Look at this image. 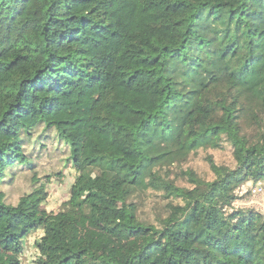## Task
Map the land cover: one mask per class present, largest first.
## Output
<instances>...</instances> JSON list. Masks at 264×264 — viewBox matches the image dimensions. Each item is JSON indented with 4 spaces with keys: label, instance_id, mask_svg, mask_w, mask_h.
Returning a JSON list of instances; mask_svg holds the SVG:
<instances>
[{
    "label": "trees",
    "instance_id": "1",
    "mask_svg": "<svg viewBox=\"0 0 264 264\" xmlns=\"http://www.w3.org/2000/svg\"><path fill=\"white\" fill-rule=\"evenodd\" d=\"M224 145L233 162L210 159L211 180L161 173ZM52 151L77 172L56 212L39 169ZM263 178L264 0H0V227L17 255L41 229L36 264H264V215L231 208ZM149 189L168 200L155 223L137 215ZM112 204L106 230L156 235L127 261L65 226Z\"/></svg>",
    "mask_w": 264,
    "mask_h": 264
},
{
    "label": "rangeland",
    "instance_id": "2",
    "mask_svg": "<svg viewBox=\"0 0 264 264\" xmlns=\"http://www.w3.org/2000/svg\"><path fill=\"white\" fill-rule=\"evenodd\" d=\"M51 145V143H49ZM49 145V146H50ZM65 157L61 153H54L43 156L39 159L41 173H48L51 180L46 185L47 200L43 204L48 211L56 212L60 204L68 197L70 187L77 176V172L70 167H62L59 158ZM212 159L219 165H231L233 162L232 151L229 145L222 148H199L191 153L182 163H175L168 168L161 170L162 174L168 175L180 186H189L185 171L192 170L197 176L211 180L213 172L210 169L209 160ZM42 165V166H41ZM27 179L15 180L13 186L7 189V200L15 202L18 196L29 188ZM260 185L261 190L257 187ZM237 198L231 208H254L264 215V178L257 182L244 181L236 189ZM138 217L146 223H155L156 217L165 213L167 199L163 193L155 190H147L137 198ZM117 205H108L100 214L99 223H91L87 218H67L65 226L67 233L74 244L81 240H87L90 245L108 260H128L132 252L137 250L146 241L154 239L156 235L149 233L137 235L131 230H124L120 227L104 228L107 219L117 215ZM42 234L41 229L32 231L20 241V251L16 254L14 243L7 241L1 234L0 227V262L6 260H18L20 264H36L39 256V242Z\"/></svg>",
    "mask_w": 264,
    "mask_h": 264
},
{
    "label": "built area",
    "instance_id": "3",
    "mask_svg": "<svg viewBox=\"0 0 264 264\" xmlns=\"http://www.w3.org/2000/svg\"><path fill=\"white\" fill-rule=\"evenodd\" d=\"M257 187H259V188H258V190L260 191V190H261V187H260V185H258Z\"/></svg>",
    "mask_w": 264,
    "mask_h": 264
}]
</instances>
